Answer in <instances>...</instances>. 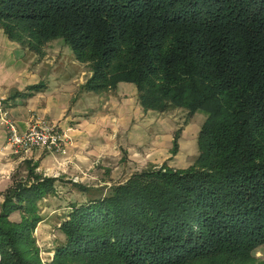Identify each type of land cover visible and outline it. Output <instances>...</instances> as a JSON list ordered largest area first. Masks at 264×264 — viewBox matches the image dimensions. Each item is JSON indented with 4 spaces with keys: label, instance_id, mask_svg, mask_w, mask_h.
<instances>
[{
    "label": "trees",
    "instance_id": "obj_1",
    "mask_svg": "<svg viewBox=\"0 0 264 264\" xmlns=\"http://www.w3.org/2000/svg\"><path fill=\"white\" fill-rule=\"evenodd\" d=\"M0 28L39 55L62 38L91 72L83 90L130 82L146 111L209 112L191 166L74 203L49 264H263L264 0H0ZM25 164L0 204V264H44L35 230L59 179Z\"/></svg>",
    "mask_w": 264,
    "mask_h": 264
},
{
    "label": "crops",
    "instance_id": "obj_2",
    "mask_svg": "<svg viewBox=\"0 0 264 264\" xmlns=\"http://www.w3.org/2000/svg\"><path fill=\"white\" fill-rule=\"evenodd\" d=\"M0 31L4 33L2 28H0ZM3 38L0 39V52L3 48L2 45L8 46V44L15 43L5 33L3 34ZM1 54L4 53H0V103L3 104L4 108L9 109L10 114L16 120L20 129H28L34 117L37 116L57 123L59 129L61 128L64 132H67L72 138V141L67 144L65 153L46 148H37L30 151L26 156H11L7 150L3 149L7 141V133L0 126V204L4 199L5 190L12 183V176L16 174L17 167H19V164L25 165L26 161H31L32 164L36 165L35 171L38 174L57 177L59 179L58 181H60V177H65L67 173L69 174V168H79L81 174H87V166L90 167L87 169L88 172L93 169L94 164L92 165L91 162V152H93L92 147L94 145L96 129L92 128V121L100 122V125L104 124L101 128V137L103 138L107 134L105 129L109 126L110 122H113L114 116H120L122 123L127 121L128 132L126 131V137H129V130L138 131L135 125L141 120L140 117L144 115L146 110H144L138 101V92L135 84L120 82L115 89L86 91L82 87L91 73L87 71L82 72L80 67L81 63L76 60L72 61L69 58H62L56 65L49 66V64H45L44 62H36V60L34 62L31 58L26 62L21 57L16 58L14 52L11 55L8 52L6 54L8 56L6 57L1 56ZM81 72L88 76L77 81ZM33 84H42L43 86L40 90L34 91L27 97H13L16 92L23 91ZM104 96L107 100V106L103 105L102 101H99ZM122 100H126V109L118 112L114 111L116 110V105H123V103H120ZM129 105L132 106L130 110ZM103 108H105L104 114L107 115V118L104 119L101 117L98 119L100 110ZM177 110L162 112V114L164 116H170ZM149 111L152 112V110ZM120 121L118 122L121 124ZM188 123L185 128L180 127L182 131L179 138V150L176 154L172 153V149L174 146L175 132L180 128L172 129V147L169 149V154L166 156L164 162L155 164L151 160L148 166L139 170L151 166H161L164 163L177 169L176 166L172 165V161L175 159L180 162L182 161V155L186 150V146L188 147L187 142L196 141L201 129L200 127L192 131L193 129L190 127L191 122L189 121ZM143 131L144 129L142 128L140 132L143 135L140 138H144ZM184 140L186 141V145L183 143ZM62 154L67 155L60 157ZM196 154L198 153H195V156ZM133 173H130V176ZM126 180L119 183H123ZM109 185L111 186L113 184ZM46 217L48 218V216ZM46 217L43 216L42 221L38 224L36 236L47 225ZM255 256L264 264V244L256 249Z\"/></svg>",
    "mask_w": 264,
    "mask_h": 264
},
{
    "label": "rangeland",
    "instance_id": "obj_3",
    "mask_svg": "<svg viewBox=\"0 0 264 264\" xmlns=\"http://www.w3.org/2000/svg\"><path fill=\"white\" fill-rule=\"evenodd\" d=\"M3 34L4 33L0 31V39H4ZM2 46L3 48L0 53L4 54H1V56L6 57L8 56L6 55L8 52H10V55L14 52L16 58L21 57L26 62L31 58L34 62L36 60V62H44L45 64H49V66H53L62 58H69L72 61L76 60L71 47L66 44L62 38L50 42L45 49L44 55L35 54L31 50L21 47L16 42L8 44V46ZM47 62L52 63V65ZM80 63L82 72L87 71L91 73L87 65L82 62ZM82 72L78 76L77 81L88 76L84 75L85 73ZM99 101H102L103 105L107 106L105 96ZM125 102L126 100H122L120 103H123V105H116V110L114 111L118 112L120 110H125ZM130 106L131 105L128 106L129 110L132 108V106ZM104 109L105 108L100 110V116L98 115V119L101 117L104 119L107 118V115L104 114ZM208 116L209 112L207 110H197L194 116L189 120L191 122L190 127L193 129L192 131L200 128ZM3 118L13 123L20 133L26 132L29 128L42 122L55 125L59 132L62 133V135H65L63 137L65 152L67 150V144L72 141V138L67 132H64L61 128L59 129L57 123L50 122L37 116L34 117V120L28 129H20L16 120L10 114L9 109L6 107L4 108L3 104L0 103V126L3 127L7 133V141L3 146V149L7 150L11 156L22 157L26 156L28 153L14 152L8 142L10 130L6 123H2ZM140 119L141 120L135 125L138 131L135 132V130H129V137H126L128 123L127 121L122 123L120 121V116H114L113 122H110L108 127L106 126V138L101 137V128L104 124L100 125V122H91V125L93 126L92 128L96 129L94 134V145L92 147L93 152H91V162L92 165L94 164V168L88 172L87 169L90 167L87 166V169L85 168L87 174H81L79 168H69V174L67 173V176L60 177V181L57 182L56 192L41 201V213L45 217L48 216V218L46 217L47 225L44 226V230L40 231L38 236H35L40 247L41 258L44 264H49L53 260L56 247L65 240V234L60 226L67 218L71 206L74 203L84 202L91 197L106 193L110 187L109 184H116L126 180L130 176V173L148 166L151 160H153L155 164L164 162L166 156L169 154V149L172 147V129H178L180 127L185 128L186 125L189 124L187 111L184 109H178L170 116H164L161 112L157 113V111H146ZM118 121H120L121 124ZM142 128L144 129V138H140L143 135L140 132V130L142 131ZM183 143L186 145L185 140ZM187 144L188 147L186 146L181 162L176 159L173 160L172 158V165L176 166L177 169L188 168L191 166L199 154L198 137L196 141L187 142ZM65 152L60 151V153ZM195 153L198 154L195 156ZM66 155L67 154H62L60 157ZM16 170L15 175H19L20 177L27 175L26 164H19V167H17ZM76 184H82L86 189L82 190L76 186ZM11 218L13 220H19L20 213L15 212L12 214Z\"/></svg>",
    "mask_w": 264,
    "mask_h": 264
},
{
    "label": "built area",
    "instance_id": "obj_4",
    "mask_svg": "<svg viewBox=\"0 0 264 264\" xmlns=\"http://www.w3.org/2000/svg\"><path fill=\"white\" fill-rule=\"evenodd\" d=\"M10 130L9 144L15 153H29L37 148H46L54 151L65 152L64 134L59 132L55 125L42 122L26 132L20 133L16 126L3 118Z\"/></svg>",
    "mask_w": 264,
    "mask_h": 264
}]
</instances>
